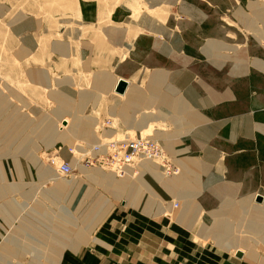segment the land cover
I'll return each instance as SVG.
<instances>
[{
    "label": "crops",
    "instance_id": "obj_1",
    "mask_svg": "<svg viewBox=\"0 0 264 264\" xmlns=\"http://www.w3.org/2000/svg\"><path fill=\"white\" fill-rule=\"evenodd\" d=\"M167 6L161 19L102 25L100 39H53L51 56L35 67L45 80L36 84L37 108L33 117L19 110L14 121L48 124L29 142L20 132L4 145L23 152L29 143L58 149L146 136L161 144L176 171L163 176L142 161L130 178L80 167L68 179L73 189L59 191L52 181L53 199L64 193L66 203L58 206L76 218L55 216L60 229L53 231L64 238L71 231L63 227L74 225L67 239L93 241L95 249L69 245L73 257L60 252L56 264H264V0ZM119 81L124 88L115 92ZM12 116L5 117V132L15 125ZM14 166L13 173L0 168L8 193L5 176L25 175ZM47 170L27 174L56 175ZM9 208L3 207L5 222ZM2 254L11 255L5 246Z\"/></svg>",
    "mask_w": 264,
    "mask_h": 264
},
{
    "label": "rangeland",
    "instance_id": "obj_2",
    "mask_svg": "<svg viewBox=\"0 0 264 264\" xmlns=\"http://www.w3.org/2000/svg\"><path fill=\"white\" fill-rule=\"evenodd\" d=\"M172 1L0 0V168L4 172L12 170L13 173L15 164L21 167L25 174H7L5 176L7 183L12 185L10 193L5 191V185L2 184L0 177V235L2 238L0 239V264H56L60 252H65L64 254L70 258L73 257V255H69L71 251L67 249V246L72 245L73 247L74 244L81 250L85 248L87 251L95 253L93 241H89L84 246L76 239H67L68 235L74 232V225L68 224V227H63L71 231H63L62 234L66 236L64 238L59 237V232L53 231L60 229L57 220L55 221V216L56 219L59 216L73 223L76 220L65 206L60 208L58 206V203L61 205L66 203L64 193L61 194L62 198L54 193L53 199L54 182L57 189L59 185L63 186L65 190L71 188L73 182L65 178L70 179L78 170L77 168L84 167L82 159L90 144H76L82 148V151L79 152L75 150L76 145L75 147L63 145L58 149H44L43 147L36 149L35 145L30 146L29 143V145L22 144L23 152H18L14 149V145L9 143L4 145L3 143L9 136L12 140L16 139L20 132H22L21 137L23 139H28L29 135L35 132L39 125L48 124L43 118L39 120L38 124H30L27 121L22 124L25 125L24 127L14 121V117L20 114L19 110L23 114L27 116L30 114L29 117H33V110L37 108L36 89L38 87L36 84L38 81L39 83L45 81L44 75H40V72L35 70L37 63L42 65V57L51 56L50 50L53 39L57 41L69 36L68 39L72 40V43H75L74 41L78 36L84 38L91 35L100 39L99 29L102 25L113 22L117 25L131 27L133 23H139L148 17L161 19L162 14L166 13L170 7L167 5ZM250 6H252L251 2H249ZM253 31L259 35L257 30ZM39 91L41 94V87ZM47 102L49 103V101ZM11 114L13 115L12 123L15 125L5 132L4 120L5 117L9 118ZM62 128L64 129V127ZM25 142H29V139ZM21 146L16 145V149L21 148ZM27 153L32 157L28 158ZM61 162H66L72 167L71 176L64 177L57 173L56 168ZM33 167L46 169V172H49L47 169L52 170V172L55 170L56 175L45 176L47 180L42 176H29L27 169H33ZM93 167L107 169L100 163L91 167L85 166V168ZM162 175L167 176L163 173ZM170 175L172 174L168 176ZM130 177H132V171L127 169L125 178ZM21 187L23 188L21 189ZM23 190H27V192ZM4 196L6 198L2 199ZM5 205H10L11 208L8 211L12 214L7 222L2 218ZM4 237H8L6 241ZM4 246L11 255L2 254ZM53 247L59 251H52ZM37 251L40 253L32 255ZM53 252L57 253V256H53ZM95 259L99 263L102 258L95 257Z\"/></svg>",
    "mask_w": 264,
    "mask_h": 264
},
{
    "label": "built area",
    "instance_id": "obj_3",
    "mask_svg": "<svg viewBox=\"0 0 264 264\" xmlns=\"http://www.w3.org/2000/svg\"><path fill=\"white\" fill-rule=\"evenodd\" d=\"M142 161L155 163L165 175L176 172L161 144L146 136L99 141L87 147L82 159L84 167L100 163L117 177L125 176L127 169H132ZM72 170L66 162L59 163L56 168L57 173L64 177L71 176Z\"/></svg>",
    "mask_w": 264,
    "mask_h": 264
},
{
    "label": "water",
    "instance_id": "obj_4",
    "mask_svg": "<svg viewBox=\"0 0 264 264\" xmlns=\"http://www.w3.org/2000/svg\"><path fill=\"white\" fill-rule=\"evenodd\" d=\"M124 88V82L123 81H119L115 87V92H121ZM236 256H239V252L235 253Z\"/></svg>",
    "mask_w": 264,
    "mask_h": 264
},
{
    "label": "bare ground",
    "instance_id": "obj_5",
    "mask_svg": "<svg viewBox=\"0 0 264 264\" xmlns=\"http://www.w3.org/2000/svg\"><path fill=\"white\" fill-rule=\"evenodd\" d=\"M38 75H39V74H38ZM38 77H40V76H38ZM127 137H128V136H127ZM152 163H153V162H152ZM45 173H46V172H45ZM45 173H44V174H45ZM167 176H168V175H167ZM65 179H69V178H65ZM73 187H74V185L72 186V189H73ZM76 187H78V186H76ZM69 189H70V188H69ZM57 190H59V191L61 190V191H62V190H65V188H64L63 186H60V185H59V187H58Z\"/></svg>",
    "mask_w": 264,
    "mask_h": 264
}]
</instances>
